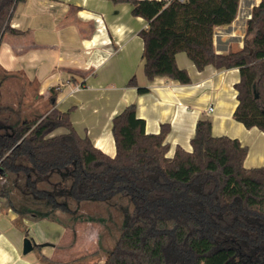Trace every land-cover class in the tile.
Here are the masks:
<instances>
[{
	"label": "trees",
	"instance_id": "trees-1",
	"mask_svg": "<svg viewBox=\"0 0 264 264\" xmlns=\"http://www.w3.org/2000/svg\"><path fill=\"white\" fill-rule=\"evenodd\" d=\"M22 1L0 0V43ZM114 1L130 3L131 13L148 22L139 33L148 79L191 82L177 63L179 52L199 70L237 67L234 118L264 132V0L247 20L243 47L225 53L216 50L215 27L234 22L240 0ZM129 84L137 85L135 76ZM148 90L138 86L141 93ZM57 96L52 87L47 110L33 117L0 101V180L24 174L35 194L45 195L34 176L47 178L73 165L70 192L76 199L130 194L133 211L104 264H264V165H245L248 145L215 135L212 121L203 118L191 148L178 145L169 155L170 124L148 132L132 103L113 117L117 151L111 156L77 131L71 109L56 106ZM9 194L0 187V197ZM56 207L68 209L64 202Z\"/></svg>",
	"mask_w": 264,
	"mask_h": 264
},
{
	"label": "crops",
	"instance_id": "crops-1",
	"mask_svg": "<svg viewBox=\"0 0 264 264\" xmlns=\"http://www.w3.org/2000/svg\"><path fill=\"white\" fill-rule=\"evenodd\" d=\"M260 1L240 0L234 22L215 27L218 52L243 47L247 20ZM131 9L130 3L114 0L22 1L12 15V31H7L0 43V69L8 76L22 77L36 86L43 100H48L50 90L56 87V106L62 110L75 109L71 118L77 131L88 135L111 156L117 151L112 133L113 117L135 103L138 116L146 120L148 132H159L163 123L170 124L167 141L173 150L169 155L174 154L178 145L190 149L197 121L208 118L215 135L238 138L248 145L245 162L254 154L250 163L264 165V132L258 127H246L233 115L238 103L234 85L240 79L239 68H217L210 64L199 70L185 52H179L177 63L188 70L191 82L182 83L166 75L148 79L144 72V42L139 34L148 22L134 16ZM99 15L105 19L104 32L98 31ZM133 76L137 85L129 84ZM138 86L149 90L141 93ZM85 106L93 110L86 108L89 111L78 116L79 109L84 110ZM99 109H104V114L96 117L94 114ZM13 215L10 214L11 219ZM110 216L115 214L110 211ZM4 226L0 215V227ZM2 228L0 264L105 263V257L94 255L104 245L100 238L104 225L92 216L59 227L57 238L50 236L55 241L51 248L35 251L39 246L35 244L28 253L13 238L16 234L13 225L6 227L9 233ZM76 232L85 246L80 248L75 243L73 249H62L60 243L68 233L75 235Z\"/></svg>",
	"mask_w": 264,
	"mask_h": 264
},
{
	"label": "rangeland",
	"instance_id": "rangeland-1",
	"mask_svg": "<svg viewBox=\"0 0 264 264\" xmlns=\"http://www.w3.org/2000/svg\"><path fill=\"white\" fill-rule=\"evenodd\" d=\"M0 79V101L3 104L12 108H22L23 114L29 117L40 115L47 110L48 100H43L40 96L37 97L36 86L27 83L24 78L8 76L0 69ZM93 94L91 93L92 96H94ZM86 108L93 110V107L85 106L84 110L79 109L78 116L87 113L89 109ZM73 110L75 109H72L71 112ZM103 114L104 109H99V112L94 115L101 117ZM253 155L251 154L248 161L246 160L247 166H259L250 163ZM72 168L73 165L61 170H53L47 178L34 176L38 187L48 193L45 195L35 194L33 188L28 185L24 174H8L4 180H0V187H6L10 190L8 196L0 197V215L6 227L13 225L16 228V234H13V238L17 239L22 249L25 238L29 237L37 245L39 244L35 251L47 247L51 248L55 241L50 239V236L57 238L59 227L70 226L74 221L92 216L104 225V229L100 231V238L104 241V245L94 252L95 256L104 258L114 247L125 222L133 211L132 196L130 194H116L106 200L76 199L70 192ZM56 202L66 203L68 209L57 208ZM110 211L115 214L114 217L110 216ZM11 213L14 214L13 219L10 218ZM5 226L4 228L0 227L1 230L9 233ZM78 235L77 232L75 235L68 233V236L60 243V247L73 249L75 243L80 248L85 246L83 239H80ZM43 258L49 261V258Z\"/></svg>",
	"mask_w": 264,
	"mask_h": 264
},
{
	"label": "water",
	"instance_id": "water-1",
	"mask_svg": "<svg viewBox=\"0 0 264 264\" xmlns=\"http://www.w3.org/2000/svg\"><path fill=\"white\" fill-rule=\"evenodd\" d=\"M53 101H54V99H53ZM35 244L36 243L33 241V239L26 237L24 240L23 252L28 253V252L32 251L34 249Z\"/></svg>",
	"mask_w": 264,
	"mask_h": 264
},
{
	"label": "built area",
	"instance_id": "built-area-1",
	"mask_svg": "<svg viewBox=\"0 0 264 264\" xmlns=\"http://www.w3.org/2000/svg\"><path fill=\"white\" fill-rule=\"evenodd\" d=\"M180 1H184V0H180ZM96 24H97L99 32H104L106 30V23H105V19L103 16L99 15L96 18ZM210 110H213V107H210Z\"/></svg>",
	"mask_w": 264,
	"mask_h": 264
}]
</instances>
